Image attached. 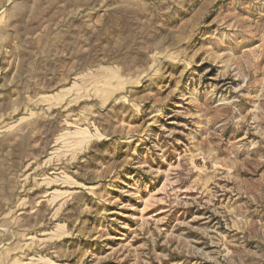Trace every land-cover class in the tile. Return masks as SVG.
<instances>
[{"label":"rangeland","instance_id":"rangeland-1","mask_svg":"<svg viewBox=\"0 0 264 264\" xmlns=\"http://www.w3.org/2000/svg\"><path fill=\"white\" fill-rule=\"evenodd\" d=\"M0 264H264V0H0Z\"/></svg>","mask_w":264,"mask_h":264}]
</instances>
